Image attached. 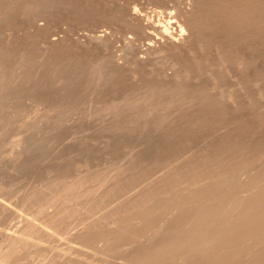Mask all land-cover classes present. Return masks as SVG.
I'll return each instance as SVG.
<instances>
[{
    "label": "bare ground",
    "instance_id": "1",
    "mask_svg": "<svg viewBox=\"0 0 264 264\" xmlns=\"http://www.w3.org/2000/svg\"><path fill=\"white\" fill-rule=\"evenodd\" d=\"M54 1L51 2V3H54ZM45 4H47V0H18V1H16L15 5L13 3V5H14L13 9L17 10L18 12L19 11L23 12V10L24 11L25 10H28V11L30 10L31 11L33 8L34 9H35V7L40 8V6H42V5L44 6ZM5 6H7L5 0H0V9L2 7H5ZM184 6H183L184 9L181 8V11L178 14V19H177L176 22L172 18V15L169 14V13H166V15H164L163 13H159L157 16L155 15L156 16L155 17L153 15L152 16L148 15L147 12H146V14H144L141 11L135 10L134 11V15L132 14L133 16H132L131 21L133 20L132 21L133 23H135V22L138 23V25L140 27L143 26L142 28H144V29H146V28L152 29V31L150 30V32H148L149 34L147 33L149 36H148V42L146 43V46L144 48L145 53L162 52L164 54H168L169 57H170V64H171L172 72L170 73V76H169L168 79H163L162 81H160V80L159 81H151L150 79H149L150 81L143 80L141 83H143L144 85L142 84L139 87H136V88L134 87V89L132 88L133 90L132 89L129 90V91H131L130 93H126V95L124 96V97H126V101H125V104H123V106L125 105V107H127L129 109L130 108L134 109V110L136 109V111H135L136 114L132 111L135 114V116L140 118V120L147 118L146 122H149V121L156 122V121H158L160 119H163L164 115H166L165 114L166 111H168V113L170 112L172 114L173 111H171V110L169 111V108H172V109L176 108L178 112L179 111L181 112V113L180 112L177 113L178 116H177V114L175 115L176 112L175 113L173 112V115L177 116L176 117L177 119L179 118L176 121V123L174 121V124L170 122V124L168 125V121L165 120V119L164 120L166 122L164 120H160L162 122L164 121V124L163 123H159L161 125V129L163 128V130H164V127H162V125L164 126L165 123H167L166 126L168 125L169 127L171 126V124H173V125L177 124V127L175 126L176 128L173 127L175 129L171 130V128L168 127L169 130H171V131H169V133L167 134V137L175 138L177 140L176 143H181L182 141L184 142L185 140L190 141L192 139L193 134L195 132L200 133L199 132L200 128L203 127L204 124L206 126V125H208L209 122H212V121L214 122V125L216 123V126H217V123H223L226 126L231 123L230 125H228V127H229V126L232 125L233 121L238 120V121H240L243 124L242 128L239 129L238 132H236V130L238 128L235 129V127H234L233 130H235V131H229L228 133L224 132L225 134L223 133L222 137H220V138H218L216 140H209L208 139L209 141H207V143L205 142L207 139L204 140L205 144L203 143L202 146L196 147L195 148L196 152L192 151V152H190L188 154V156L185 155V156H187L185 158V161L182 160L180 162V160L178 161V159L181 156L185 157L184 154L188 153L190 151V148L192 150L193 147L192 146L190 148L188 147L189 148L188 152H186L187 151L186 150V151H181V152H183V153L180 152L181 154L177 153L179 155L177 156V158H174V161L175 162L177 161L176 163L180 162V164H178L179 166L177 168L178 169L177 171H179L180 169L183 168V171L181 172L183 175H181V173H179L180 174L179 175L178 172H176L175 176H179V177L181 176L182 177L181 179H184V178L188 179V180H184V181H187L188 184H186L184 186L181 185L182 187H181L180 190H178L176 188L177 189L176 192L169 193L167 191L170 187H172L171 184L173 185V181L172 182L170 181V184H168V185L166 184V185H163V186L160 183H158L159 182L158 180H161V179L163 180V178H165V176H168L170 173L168 171L169 174L167 175V173L165 171H163V174H159V175L155 174L154 171L159 169L157 166H160L162 163H166L167 162L166 161V162H162L161 163V162H159L160 161L159 159H156L155 161L159 160L158 161L159 165H158L157 162H156L157 166L155 165L154 162L153 163L158 169L154 167L155 170L153 169L152 173H150V171H149V175L147 173L146 174L143 173V175L141 174L142 176H146L147 175L146 179H144V180L141 179L145 183V186L146 185L147 186L148 185L149 186L152 185V186L150 188H148L147 190H144L143 188H141L143 192L139 191V193H138V191H137L138 195L135 196L134 198H132L131 200H129V203H126V204L123 205V202H121L119 200L120 203H122V204L121 205H117V207H121L122 208V206H123V208L125 210L123 208L122 209L126 213L125 215L128 218L127 217L125 218L124 217L125 215H123L124 212H122V209L118 208L122 212L121 217H120V215H118L119 213L117 214V210L118 209L115 208L116 210L112 209L111 212L106 213L105 215L102 214L103 216L100 215L101 217H100V219H98V220H100V222H97V220H92V221H90V220L88 221L87 220V221H85L82 218V220L80 219L81 221L78 223L77 220H76L77 222H75V220H72V217L77 216V214L75 213V216H72V212H71V217H70V215H69V217L71 219V222L74 221V223H75L74 224V223H69L70 221L68 220V217H67L68 214L66 216L67 218L64 217L65 219L64 220L62 219L61 215L65 212V210H64V212H62L61 215L59 214L60 218L62 219V220H60L61 222L57 223V220H59V219H57V217H59L58 214L54 213V211L52 209L51 210H52L54 216H52L53 214L52 215H50V214L48 215L47 214V213H52L50 208H49V207H51L50 205L53 204V202L54 203L56 201L58 202V200H59L58 203L60 204V200H62L61 204H60L61 207L62 206H64V207L65 206L66 207L72 206L73 207V205H71L72 203L70 202L71 199H69L70 198L69 194H71V195L74 194V195L80 197L81 195H83L82 192L86 190L85 187H87V185H89V184H85L86 186L84 185V188H82L84 182H83V184L81 182L80 183L81 185L80 184H78V185H80L79 187L82 188V192H81V189L78 188L77 190H79V189L80 190L77 191V192L74 191L76 194L74 192L72 194L71 192L76 187V181L75 182L72 181L70 183L64 184V183H66L65 181L70 178L69 177L70 175H67L68 177H64L66 179L65 180L64 178L62 179V177H63L62 175H64V174H62L63 172L62 173L60 172V170H59L60 167H58L59 168L58 170H59V172L62 175L58 172V170H56L58 173L55 170H53V172L55 171L57 174L60 175V178L64 181L63 182L62 180H60L61 182H63L62 183L63 185L60 188L58 187L57 191H56L57 188L55 186H51V187H53V189L55 188V191L51 188L50 194L52 196L50 194H47L48 196H46V194H44V193H46V192L49 193L48 189H50V186H48L49 188L46 187V185H48V184H47V182L45 183V180H44L43 181L45 183V185L43 184L44 187L41 184L39 188H40V190H42L41 187H43V189L45 188L44 191L45 190H47V191H45V192L44 191H40V194L36 195V197L37 196L39 197V196H41V193L44 192L43 194L46 197H44V195L41 196L42 199H39V200H41V202H42V200L44 198L48 199L47 197L51 196V199L46 202V203H51L50 205H48V204L46 205V203H45L44 206H43V203L42 204L38 203L39 201L36 199L38 202L36 200L35 201L39 204V206H38L37 204L31 202L32 201V199H31L32 198V193H29V189H28V192L26 194L27 195H28V193L31 194V195H28L29 202L32 203V204L29 203L31 205V206L29 205L31 207V209L33 207L36 208L35 209L36 211H32V212H35L33 214L38 213L37 212L39 210L38 207H40V205H42L43 207H40V209L42 208L44 210V211L43 210L42 211H43V213L45 212L44 213L45 215H48L49 217H52V218L55 217L57 219L56 220L54 218L56 221H55V223L52 222L53 223L52 224V223L49 222V218H47V216L45 218L48 219V220L44 219L43 216L42 217H43L44 220L43 219L39 220V218H38L39 215H37V218H38L39 222L41 221L40 223L42 224V228L46 225L45 223H47V221L50 224L49 225L47 223V225H49L50 227L47 226V225L45 226L48 229L43 228L44 234L45 233L47 234V235H45V237H46L45 242H46L47 239L50 238V235L48 233H55V232L58 231L57 228H56L57 225H60V224L63 225L62 221H64L65 225H66V223L69 221L68 222V226L66 225L67 226L66 227V232L70 235V237L68 238L69 240L66 243L68 244V242H69L70 244L68 245V247H67V245L65 247H59L58 246L59 245V242H58L59 239L57 237L59 235H56L57 233H55L54 236L58 240L52 235L51 238H55V239H53V240L49 239V241L52 240L50 243H53V242L58 243L57 246L54 244L56 246V248H53L55 246H53L52 244L50 245V247L53 246L52 247L53 250L51 252L53 253V251H55L56 254L54 253L55 255L53 254L54 256H52L51 258L50 257L47 258L46 256H45V258H41L43 256L40 257L39 254H37L39 256V258L42 259V261H41V259L39 260L38 258H36L38 256H36V254H35V256H33V258L35 257L36 259H38V261H35L37 264H38V262L40 264H241L242 261L244 260V258H242L243 260L242 259L239 260V258H241V256L243 254L247 253V251L252 252V250L256 248L255 245L257 246L258 243L260 242V241H258V234H257V231H256V227L254 225H255V223L257 221L261 220L264 217V201H259L260 200L259 196L257 197L256 200L254 199V197L257 196L260 193L255 194V196L253 197V195H254L253 187L257 186L258 191H259V190H261L260 189L261 188V184L264 185V141L260 140L258 142L256 140L257 138H260V137H257V138L254 137V139L256 138L255 139L256 141L251 139V138H249V135H250L249 132L254 131L253 133H256L257 132L256 128H258V127L260 128L262 125L264 126V113H263L264 111L263 112L261 111L262 115H259L260 113L258 112V109L256 108V106L258 105L259 101L256 103V101H254V99H251V98H253V96L251 98L249 96H248L249 98H246L247 94L245 95V93H244V96H246L245 98L247 100L249 99L247 101V103L248 102L251 103L252 102L251 100H253L254 101V103H252L253 107H254L253 110L256 109L257 112H258V117L255 116L256 118L254 117L255 113H253L254 115L252 117V121L250 120L251 118H249V119L246 118L245 119V116L243 115V114L246 113L245 111H244L245 113H243V114H242L243 111L241 113L237 112L238 109H239V112H240L241 109L245 108V104L242 105L240 103V100L237 98V97L240 96V94H238L239 96L238 95L234 96V94H232L231 92H227L226 90L225 91L220 90V89H222L224 87L223 85H225V82H224V84H223V82L221 83V81H223V80L220 79V78H217V77H220V75L218 76L217 73H216L217 77L215 76V74H212L216 78H214V76H213V78L211 79L212 82H209L207 84L200 82L201 84H199V85L196 84L195 86H193L194 81H195L194 79H197V78L193 77V78H191L189 80H188V78L192 77V73L194 72L195 69H201V68H204L206 66H209V67L211 66L210 68H212V69H208L207 72L209 71L211 73H214V71L216 70V67H218V66L221 67L220 65H222V67H223V64L227 63L228 61H230V58L234 54H237L239 51H240V53H238V54L243 53L242 50L239 49L240 47L238 49L236 48L237 51L235 49V51L237 53H235V51H233L234 54L231 53L230 49L232 50V48H233L232 45L228 46L229 44L228 45L225 44L224 41H219V38L220 39L221 38L225 39L228 36H229V38H231L230 34L234 35L233 33H236L235 35H236L237 39H234L235 37L234 38L232 37L233 38L232 41H235L237 43L236 40H238V37L240 36V35L237 36L239 33L240 34H241V32L246 33V31L247 32H251V35L250 34H247V35H250V37H252V33L264 28L263 27L264 26V0H191L190 2H188L186 7H184ZM133 7H135V6H133ZM44 9H46V8H44ZM127 9H128V7H127ZM127 11H129V10H127ZM39 12L40 11H38V13ZM22 14H24V13H22ZM136 28H138V27H136ZM225 33H230V34H228L225 37L224 36ZM217 34L218 35L219 34L223 35L224 37L223 36L218 37ZM258 35H261V34H258ZM257 37H261V36H257ZM97 38L102 40L103 39V35L100 34V35L97 36ZM255 39H256V36H255ZM55 41H56V39H55ZM240 42H241V40H240ZM240 42H238V43H240ZM243 42L246 43L248 41H243ZM243 42L240 43V45L243 44ZM256 42L258 43V41H256ZM262 42H264V41H262ZM262 42H260V43H262ZM260 43H258V44H260ZM54 45H55V43L53 41H50L48 43V46L46 47V51H48V52H44L43 53V59L40 60V65L42 67L51 68V69H53V73H55V72H59V71H62V70H67V67H69L68 65H70L71 63H73V65H79V61L77 62V60H79L78 57H74L76 61H71V60L69 61L70 58H67V59L65 58L64 60H62L61 56H58L56 54V51L54 49V47H55ZM263 47H264V45H263ZM214 48H215V50H217V51H215V53H216L218 58H215V54H213L214 52L212 50ZM254 50L256 51V49H254ZM261 51H262V49H261ZM241 55H242V57L244 56V59L246 58L245 57L246 56L245 53H244V55L243 54H241ZM263 57H264V55H263ZM96 59H94V60H96ZM237 59L238 60L234 59L235 61L233 60L232 62L230 61V64L232 63L231 65H233V62H235V64L237 62L236 65H240V64H242L244 62L243 58H242L243 62L240 61V63L238 62L239 58H237ZM248 59H249V61L253 60V59H251V55H250V57H248ZM90 60H93V59L90 58L88 61H90ZM94 60H93V63L91 64L93 66L91 70L94 69L93 71H94V73L96 75V79H95V76L93 77V75H92V77L96 80V84H99V83L105 82V81H108V82L110 81L111 82V80H112L111 77H114V74H112V72L105 73V70H104V67H103V62H101L102 59L100 61H98V62H96ZM88 61L87 62L85 61L86 62L85 64H87ZM94 62H96V64H94ZM81 63L82 62L80 61V64ZM90 63H88V64H90ZM244 63H248V62L245 61ZM18 64H24L23 68H25V69H23L22 67L21 68L18 67V69L25 70L24 74L20 73V71H18V70L17 71H18L19 74H22L21 76H23L24 79L22 77L21 78L23 79L24 83L26 84L25 80L26 79H29V80L31 79V78H27L25 76H28V75L30 76L29 72L32 70V67L35 64L34 57L31 56L27 52H21V53L17 54L15 52V48H14V50H12V49L8 50V49H6L5 47H3L0 44V107L6 106L7 105L6 103L8 101H11V98L13 96L14 97L16 95L19 96L18 94L20 92L21 93H23V91L26 92L28 97H29L30 94H28L27 91H30L32 93V86H33L32 83H29V85L31 84L32 86L31 85L30 86L29 85L28 86L27 85H23L24 83H22V84L20 83L21 80H22L20 78V82H18L20 84H18L16 86L15 84L17 83V81H16L15 84L13 82L14 80H16V77H15V79L11 78V77L14 76L13 72L14 73L17 72V71H14V67L16 66V68H17ZM248 64H249V66H251L250 62ZM248 64H246V65H248ZM224 65H227V64H224ZM236 65H233V66H236ZM80 66H82V65H80ZM86 66H88V65H86ZM86 66L84 65V67L83 68L81 67V68L85 69ZM227 66H225V69H226ZM70 67H72V66H70ZM222 67H221V69H223ZM90 68H91V66H90ZM90 68H88V69H90ZM72 69H76V67L74 66ZM213 69H215V70H213ZM235 69L236 68H233V70H235ZM249 69H250L249 71L251 72L253 68L251 69V67H250ZM246 70H248V69L246 68ZM73 71H75V70H71V72H73ZM78 71H79V69H78ZM82 71H83V73L86 72V70L85 71L82 70ZM198 71L199 70H197V72H195V73H197V74L200 73ZM255 71H257V68H255ZM255 71H252V73L255 72ZM262 71L260 70L261 73H263ZM43 72H45V71H43ZM238 72H240V71H238ZM78 73H75V74L80 75ZM237 73H235L236 76L234 74L235 78L238 77ZM197 74H195V75H197ZM238 74L240 75V73H238ZM250 74L251 73H248V75H250ZM254 74L255 73H253V75ZM63 75L64 74H62L61 76L63 77ZM16 76H17V79H18V77L20 75L18 76V74H17ZM32 76L33 75H31V77ZM70 76L72 77V75H69V77ZM86 76H88V75L86 74ZM197 76L199 78L200 75L198 74ZM62 77L60 79V80H62L61 82L59 81L58 77H56V79L60 82V84L65 80L64 79L65 77L63 78L64 80L62 79ZM242 77H244V76L242 75L241 77H238L239 79L238 78H236V79L240 80V78H242ZM250 77H258V76L254 75V76H250ZM66 78H68V77H66ZM118 78L119 77H117V81H118ZM141 78H142V76H141ZM235 78H233V79L235 80ZM213 79H215V80L213 81ZM249 79L251 80V78H249ZM69 80L70 79H68V81ZM186 80H188V81L191 80L192 81V84H191L192 86L187 85L186 84ZM203 80H206V79H203ZM203 80L201 79V81H203ZM234 80H233V85L236 84L234 82ZM238 80H237V82H239ZM257 80H259V78ZM18 81H19V79H18ZM70 81L73 82V79L71 78ZM117 81L115 83H117ZM225 81H226V79H225ZM64 83L66 85L70 84V82L66 83L65 81H64ZM64 83H62V84H64ZM94 83H95V81H94ZM139 83H140V81H139ZM240 83H241V85L239 83L236 84L237 87L241 86V88H243V89H245L247 87L245 82H244V80H243V78L241 79ZM236 85L232 89H234L236 87ZM33 87H35V86H33ZM63 87H64V85H63ZM237 87H236V90H237ZM117 88H118V86H117ZM35 89H37V87ZM114 89H112V91ZM215 89L217 90V92H218V90L221 91V92L216 93L218 96L214 95L215 94V91H214ZM251 89H253V88H251ZM25 90H27V91H25ZM65 90H67V89L65 88ZM121 90H122V88H121ZM36 91L35 90L33 91V92H35V95H34V93H33V95H31V96L34 97V98H32V101L36 100L38 102V103L34 102L36 105H38V104L42 105V104H47L48 103L47 105H43V106H47L46 109L49 106L50 107H54V106L60 105L59 103H56V102H54L55 104H52L50 101L47 100L48 99V98H46L47 96L44 97L41 93H37ZM112 91H111V93H112ZM114 91L113 92L115 94L118 93L116 90H114ZM212 91L214 92V94L212 93ZM242 91H245V90H242ZM246 92H248V95L251 94V92H249L247 90H246ZM258 92H259V89H258ZM111 93H110V95H112L114 97L115 94L114 93L111 94ZM260 94L261 95L264 94V89L262 91L260 90ZM22 95H23V97H22ZM24 95L25 94H21L20 95L23 98V101L25 100L24 99V97H25ZM97 96L99 97L98 93H97ZM220 96H222L221 97L222 99H220V98L218 99L217 98V97H220ZM223 96L227 97L228 101L226 100V102H229L230 101L229 99H231V98H233V99L237 98V101L239 100V105H237L238 103L235 100V102L237 103V104L235 103L237 105V106L235 105V107L237 108V111L234 110L236 108H234V104H232L233 103L232 101H234V100L231 101L232 103L230 102L232 105L229 103L231 107L230 106L227 107L228 104L225 105V102H223ZM117 98L118 97L116 95V97H114V99L117 100ZM256 98H258V97H256ZM12 100H14V99H12ZM20 100H21V98H20ZM115 100H112V101L110 100V103H108V104H110L109 106H115L116 105L115 107L119 109V107L117 106L119 103L115 102ZM18 101H19V99H18ZM18 101L14 100L15 103L18 102ZM23 101L21 103L23 105L26 104ZM244 101H246V100H244ZM260 101H263V99H260ZM11 102H13V101H11ZM63 103H65V102H63ZM263 103L264 102H262L261 104H263ZM10 104H8V105H10ZM18 104H19V106H17V109L18 110H22L23 109L22 108L23 107L22 104H21V106H20V103H18ZM90 104H91V102H90ZM95 104H97L96 101H95ZM8 105L6 106L7 108H8ZM14 105H16V104H14ZM27 105L29 107L31 106V104L29 105L28 103H27ZM63 105L64 104H62V106ZM263 105L261 107L259 106L260 108L259 107L258 108L261 109L263 107ZM28 106H26V107H28ZM43 106H41V107H43ZM100 106H101V104H100ZM194 106L196 107L197 110L194 109ZM191 107H193V109L195 110V111L193 110V112H195V113H193V114L192 113L191 114L184 113V109L185 108H187L190 111L189 108H191ZM229 107L230 108L233 107V110H234L233 114H235V111H236V113H238L237 114L239 116V117H237L238 119L237 118L234 119L232 117L231 118L229 117L230 114H231L230 112H232L231 109H227ZM31 108H33V107H31ZM35 108H36V106H35ZM38 108H40V106L39 107L37 106V109ZM72 108H73V106H72ZM102 108H104V107L102 106ZM251 108H252V106H251ZM1 109L6 113V115L9 114V112L10 113L12 112V111H9V108H8V113L6 112L7 110L5 111L4 108H1ZM33 109H31V110H33ZM245 109H247V108H245ZM55 110L57 111V109H55ZM246 111H248V110H246ZM4 112H3V116H1L0 118L4 117L3 120H5V121H0V122H2V123L5 122L3 124H8L9 125L8 121H10V117L11 116H9V120H7V123H6V119H5L6 116H4V114H5ZM21 112H23V111H21ZM112 112H113V110H112ZM125 112L123 114H125ZM1 113H2V111H1ZM41 113H43V112H41ZM128 113H129V115L132 114L130 112H128ZM170 113L167 114V117H168V115H170ZM188 113H190V112H188ZM13 114H11V115H13ZM17 114L19 115L20 112H17ZM29 114H30V112H29ZM15 115H13V116H15ZM32 115H33V113H32ZM48 115H49V113H48ZM116 115H117V112H116ZM247 115H249V114L247 113ZM126 116H128V114ZM241 116H244V119H242L243 117L240 118ZM16 117H17V115H16ZM165 118H166V116H165ZM168 118H170V117H168ZM172 118H174V117H172ZM172 118H170V119H172ZM11 119H13V118H11ZM134 120L132 118L133 123H135ZM138 121H139V119H138ZM2 123H0V125ZM236 123H238V122H236ZM241 123H240V125H241ZM157 124L158 123H156V126H157ZM11 125H12V123H11ZM19 125H20V123H19ZM139 125H142V127L146 125L145 127H148L147 124H143V123H141ZM214 125H213V127H214ZM1 126L4 127V125H1ZM166 126H165V129L167 128ZM6 127L8 128L9 126L6 125ZM158 127H160V126H158ZM219 128L222 129L221 127H219ZM148 129H152V128L148 127ZM216 129H217V127H216ZM220 129H219V131H220ZM229 129H231V127ZM124 131H126V130H124ZM133 131H134V129H133ZM133 131L130 129V132H133ZM155 131L157 133L159 132L157 130H155ZM160 131H162V130H160ZM207 131H209V130H207ZM211 131L217 133L216 130L215 131L211 130ZM227 131H228V129H227ZM130 132L128 130V132H126V133H130ZM142 132H144V131H142ZM149 133L150 132H148V134ZM253 133H251V134H253ZM257 133H259V132H257ZM144 134H143V136H144ZM150 134H153V133H150ZM161 134L165 136L164 133L161 132ZM209 134H210V132H209ZM146 135H147V133H146ZM260 135L262 136V134H259V136ZM1 136H2V134H1ZM1 136H0V138H1ZM147 136H149V135H147ZM155 136L157 137L158 135H155ZM196 136L198 137V135H196ZM203 136H206V135H203ZM137 137H138V135H137ZM155 138H153V139H155ZM146 139H143V140H146ZM160 139L163 140V138H160ZM263 139H264V136H263L262 140ZM19 140L20 139L15 140L14 143L15 142L16 143L19 142ZM22 140H20V141L22 142ZM196 141H198V140H196ZM157 142H158V140H157ZM157 142H155V144H153L152 146L155 147ZM161 142H159L160 146H158L159 143L156 145L158 147V148L156 147V149H159V151L162 150V154H160V155H165L168 158V156L169 155L171 156L173 154V152L171 153L169 151L168 152H165V151L170 149L172 143H170V141H168V140H166V143L164 142L163 144H161ZM25 143H27V142H25ZM147 143H149V142H147ZM23 144H24V142H23ZM186 144H189V142H187ZM16 145H14L16 150L21 149L22 146H23L22 144H19V145L16 144ZM20 145H22V146L20 147ZM150 145H149L148 148H151ZM161 145H162V147H161ZM196 145H197V142H196ZM144 146H145V144H144ZM140 147H138V149ZM166 147L168 149H166ZM186 147H187V145H186ZM26 148H28V147H26ZM185 148H183V149H185ZM130 149H132V148H130ZM130 149H128V151H130ZM22 150H26V149L24 148ZM132 150H134V149H132ZM142 150H144V149H142ZM142 150L139 149L138 151L140 152ZM146 150H148V149H146ZM149 150L152 151V149H149ZM27 151H29V149H27L26 152ZM19 152H22V151L19 150ZM134 152H135V150L133 151V153ZM176 152L177 151H175V153ZM22 153H25V152L23 151ZM167 153H168V156H167ZM129 154L130 153H127L126 156H128ZM151 156L153 158L154 155L151 154ZM156 156H158V155H156ZM62 157H63V155H62ZM129 157L131 158V162H132L133 161L132 160V155H130ZM135 157H137L136 159H138V156L135 155ZM135 157L133 159H135ZM56 158L58 159V157H56ZM163 159H165V158H163ZM19 160H14V161L19 162ZM82 160H83V157H82ZM14 161H13V163H14ZM134 161L136 163H138L137 162L138 160L137 161L134 160ZM140 161H141V158H140ZM144 161H146V159L143 160V162ZM21 162H22V160H21ZM21 162H19V163H21ZM79 162H77V163H79ZM85 162L89 163L88 160L85 161ZM85 162H82L83 165H84ZM146 162H148V161H146ZM82 163H80V164H82ZM99 163H102V162H99ZM109 163H111V162H109ZM89 164L87 166H90ZM133 164H135V163H133ZM150 164H152V163H150ZM167 164L169 165V163H167ZM26 165H28V164L26 163ZM83 165H82V167H83ZM139 165L141 166L142 163H139L137 166H139ZM163 165L165 166L166 164H163ZM172 165H174V164H172ZM21 166L22 165H19V167H21ZM79 166H81V165H79ZM112 166H114V164ZM124 166H126V165H124ZM135 166L136 165H134L133 167L135 168ZM85 167H86V163L84 165V168ZM117 167L114 170L112 169L113 170L112 171L113 175L111 177L115 176V177L118 178V175H119V177L121 176L120 174H118L119 173L118 171L120 170V168L118 169ZM146 167H148V166H146ZM170 167H172V169L174 168V166H170ZM78 168H80V167H78ZM106 168L107 167H104L102 169H104L106 172H108V168L107 169ZM111 168H113V167H111ZM148 168H150V167H148ZM151 168H153V167L151 166ZM184 168L188 169V170L185 169V170L188 171L187 173H185L186 171L184 172ZM13 169H15L14 165H13ZM48 169H50V168H48ZM53 169H55V168H53ZM56 169H57V167H56ZM66 169L69 170V168H66ZM86 169H88V168H85L84 170L86 171ZM102 169L99 170V171H101V173H102ZM116 169L118 170L117 171V176H116V174L114 175V173L116 172L115 171ZM121 169H122V167H121ZM141 169H142V171H144V168H142V166H141ZM75 170L79 171L80 169H78V170L75 169ZM159 170H161V169H159ZM159 170H158V172H159ZM61 171H63V169ZM92 171L93 170H91V172ZM122 171H125L124 168L122 169ZM53 172H52V175L55 176V173L53 174ZM73 172H74V169H73V171L70 172V174L72 173L71 175H73L75 177L74 180H76V178L78 177V174H77V177H76L75 173L73 174ZM88 172H90V171H88ZM112 172H110V173L112 174ZM49 173H51V172H49ZM80 174H82V173H80ZM106 174H109V173H106ZM123 174L126 175L124 172H123ZM123 174H122L121 178L122 177L124 178ZM83 175H81V176H83ZM89 175L87 176L85 174V176H83V178L86 177V176L89 177ZM154 175H157V176H154ZM50 176H51V174H50ZM81 176H80V178H81ZM99 176H103V174L99 175ZM74 177L71 176L72 179ZM91 177H90V182L91 181L92 182L93 181H97L96 178H93L95 180H93V179L91 180ZM93 177H97V175H94ZM172 177L173 176H171V178ZM46 178H47V176H46ZM50 178L52 179L53 176H51ZM125 178H127V176ZM129 178H127V179H129ZM57 179L59 180V177H57L55 180H57ZM87 179H89V178H87ZM105 179H107V178H105ZM105 179L99 180V182L100 181H104ZM133 179L131 178V180H133ZM179 179L180 178H178V180ZM181 179H180V181H181ZM50 180H49V183L51 182ZM78 180H79V177H78ZM108 180H109L108 182L111 181L109 178H108ZM165 180H163V181H165ZM178 180H176V181H178ZM188 181L190 182V184H189ZM54 182H52V185H53ZM108 182H104L105 184L101 183L102 185L100 183L99 184L102 186L103 190L106 188V191H108L107 194L105 192V195H107V197L108 196L111 197V194L113 193L114 190H112V188L110 190L107 188L108 186L106 185V183L108 185L110 184ZM154 182H157V184H154ZM161 183L165 184L166 182H161ZM114 184L115 183H113V185ZM128 184H129V181L128 180H126V181L124 180V181H122L120 183L115 184L114 188L117 189V188L121 187V189H123ZM159 184L162 186L160 189L157 188V187L160 186ZM178 184H177V186H178ZM50 185H51V183H50ZM55 185H56V183H55ZM78 185H77V187H78ZM103 185H104V187L105 186H107V187L104 188ZM113 185H111V186H113ZM36 186L38 188L39 185H36ZM56 186H58V185H56ZM33 187H34V189L36 188L35 186H33ZM93 187H94V185H93ZM133 187L134 186H132L131 188H132L133 191H135L136 189H133ZM179 187L180 186H178V188ZM131 188L128 187V190H131ZM134 188H137V187L135 186ZM173 188H174V191H175V187H173ZM89 189H91V188L89 187ZM89 189H88V191L87 190L85 191L86 195L89 193V196H87V197L91 196L90 192H89ZM138 189H140V188H137V190ZM262 189H264L263 186H262ZM75 190H76V188H75ZM123 190H125V189H123ZM36 191H38V190L35 189V192ZM92 192H95V188H93ZM129 192H131V191H129ZM77 193H78V195H77ZM79 194H81V195H79ZM115 194H117V193L115 192ZM125 194H127V193H125ZM27 195H23V193H22L23 198H24V196L27 197ZM34 195H33V198H34ZM101 195H104V193L102 192ZM243 195L246 196V199H243V197H244ZM76 196L74 197V199H76V198L78 199V197H76ZM85 196H83V199H85L84 198ZM113 196L114 197L116 196V199H117V195H113ZM26 197L24 199H25L26 202H28L26 200L27 199ZM241 197H242V199H241ZM248 197H250V199H251L250 201L248 200L249 199ZM103 198L106 199V197H103ZM111 198L108 199L107 203L110 202ZM24 199H23V201H24ZM68 199H69V202H70V203L68 202L69 205L67 206V203L65 205H62L63 204L62 203L63 200H65V201L67 200L68 201ZM87 199H85V200L88 201ZM118 199H120V198H118ZM5 200H8V199H5ZM85 200H82L81 202L79 200V202L80 203H82V202L84 203ZM100 200H102V199H100ZM21 201H22V199H21ZM73 201L74 200H72V202ZM104 201L105 200H103L102 204L106 202V201L105 202ZM256 201H259V202H256ZM75 202H73V203H75ZM90 202H91V205L93 206V204H92L93 199H91ZM90 202H89V204H90ZM22 203L24 204L25 202H22ZM58 203H56V205ZM21 204H20L21 208H23V207L26 208L27 207L26 209H28V203L26 204L27 206H24L22 204L23 207L21 206ZM33 204H35V206ZM84 204H86V203H84ZM100 204H101V202H100ZM5 205H7V204H5ZM5 205L2 203V201H0V206L2 207V208L0 207L1 211H2L3 208H4V210H6L5 207L7 209L10 208V207L5 206ZM53 205H55V204H53ZM76 205L81 206V207L76 206V208L78 207V208H82L83 209V204L80 205L78 203ZM114 205H115V203H114ZM57 206L56 207H54V206L52 207V208H55L54 209L55 212L57 211L56 210ZM61 207H60L59 211H61V209H62ZM64 207H63V209H64ZM97 207H98V205L96 206V208ZM21 208H19V209L21 210ZM37 208H38V210H37ZM48 208H49V210H48L49 212L46 213L45 210H47ZM76 208L74 209L75 211L73 210V212L77 211ZM90 208H91L92 211L91 210H87V212H85V213L86 214L88 213V215L93 213V215H94L95 211L93 212L92 207H90ZM98 209L99 208H97L95 210L97 211ZM4 210H3L4 213L9 211V210L8 211L7 210L4 211ZM10 210H12V208ZM15 210H13L14 211L13 214L15 213ZM20 210H18V211L20 212ZM126 210L128 211V214H127ZM39 211H41V210H39ZM68 211L65 212V213H68ZM83 211H86V210L83 209ZM89 211L92 212V213H89ZM99 211H100V209H99ZM78 212H80V210H78ZM11 213L12 212L9 211L7 214H11ZM31 213H30V215H31ZM40 213L43 214L42 212H40ZM58 213H61V212H58ZM65 213H64V216H65ZM13 214H11V216ZM33 214L31 215L32 217H30V219H29V216L26 217L27 216V214H26L25 215L26 219L28 218V220L31 221V218L34 217ZM98 214H99V212H98ZM16 215H18V214L16 213L13 216H16ZM122 215H123L124 218L122 217ZM19 216L21 217L20 213H19ZM237 216H239L244 222L251 221L250 224H244V225H241L238 229H235L234 227H236L238 225ZM25 217L22 216L21 219L24 220L23 218H25ZM42 217H40V218H42ZM19 218L16 219V217H15V219L17 221L20 220ZM52 218H50V219L53 221ZM77 218L79 219L81 217H77ZM66 219L68 220L67 222H66ZM75 219H76V217H75ZM221 219L228 220L230 222L228 230L229 231L232 230V233H229L228 235H225L224 237L219 238L220 234H217V233H213L212 234L211 231H219L218 229H222V227H220V228L217 227L218 229H214V227L217 226L218 222ZM38 220L36 219L37 222H38ZM134 220H137V221L139 220L138 221L139 224L138 225L137 224L136 225L132 224V222H134ZM29 221L28 222L25 221L26 225H28V226L25 225L27 228L30 227V224H31ZM25 222H24V224H25ZM31 222L34 223L33 219H32ZM19 223H20V221H19ZM22 223H23V221H22ZM27 223H30V224H27ZM34 224H36V223H34ZM55 224H56V226H55ZM51 225H53V226H51ZM62 225H60V226H61L62 231H63L64 228H63ZM37 226H38V224H37ZM59 227H58V229H59ZM33 228L34 229L36 228L35 225H34V227L32 226V228L30 227V230L31 229L34 230ZM42 228L40 227L39 229H42ZM39 229L37 228L36 230H34V232L32 231L33 233H35L38 230L37 234L36 233L32 234L29 229H26V231L29 230V232H30L29 233L27 231V234H24V233L23 234L22 233L19 234L18 232H17L18 234L17 233L16 234H13V233L10 234V237H8V239H9L8 241H11V242L9 244L8 249L2 250L3 252L0 251L1 252L0 254L3 253L2 256L0 257V264H9L6 261L7 259L6 258L4 259V256H9L12 253L15 254V253H17L19 251L18 249L26 248L27 245H29V247L32 248L31 246H33L34 244H35V247H36L37 243L40 242V239L42 240V238H43V237H40L41 235L43 236V233L41 234V232H40V234H41L40 235L39 234ZM49 229H51V230H49ZM23 230H25L24 226H23ZM26 231H23V232H26ZM38 234H39V236H38ZM208 235H210V236L208 237ZM3 238H4V236H3ZM42 242H40L41 245L44 243V242L43 243ZM62 242L60 241L61 245H63ZM64 242H65V240H64ZM228 242L233 244V245H236L235 248L234 247H228L227 248L228 251L224 252V254H222L220 256L215 255L217 247L224 249V247H226L224 245L227 244ZM50 243L48 242V245ZM16 244H18V245H16ZM5 245L7 246V244H5ZM5 245H4L3 248H5ZM41 245H40V247H41L40 250H42V247H43ZM13 246H14V248H18L17 249L18 251L15 250V249H14L15 250L14 251L12 249ZM16 246H18V247H16ZM48 248H49V246H48ZM230 249H233V250H230ZM25 251H26L25 252V254H26L28 250L25 249ZM32 251H35V249L32 250ZM99 252L105 253V255H110L112 258L111 257L110 258L109 257L105 258V256H103L102 253L99 254ZM20 253L21 252H19V254ZM45 253H42V255L45 254ZM52 253H51V255H52ZM21 254L24 255L23 252ZM258 254L257 255L259 257L256 256L257 259H255L254 262H251L252 261L251 260L250 263L248 262V264H261V262L264 261V245H263L262 251H260ZM239 255H241V256H239ZM19 256H17L18 260H19V263H17V264H20V261H21V263L25 262L26 261L25 258L28 257V255H27V257L24 255L25 258L21 257V256L19 257ZM13 257L16 258L15 256H13ZM100 257H102V258H100ZM243 257H244V255H243ZM7 258H9V257H7ZM14 258H12V259H14ZM20 258L21 259L22 258L25 259V261L23 259L21 260ZM35 258L33 259V261L30 260L31 264H33ZM27 259L29 261V258H27ZM28 261L25 262V263H28ZM239 261H241V262H239ZM25 263H23V264H25ZM30 263H28V264H30ZM36 263H34V264H36ZM10 264H13V263H10Z\"/></svg>",
    "mask_w": 264,
    "mask_h": 264
},
{
    "label": "rangeland",
    "instance_id": "2",
    "mask_svg": "<svg viewBox=\"0 0 264 264\" xmlns=\"http://www.w3.org/2000/svg\"><path fill=\"white\" fill-rule=\"evenodd\" d=\"M16 1H18V0H5L7 6L2 7L0 9V44L3 47H5L6 49H8V50H11V49L14 50V48H15V52L17 54H19L21 52H27L31 56L34 57V59H35V64L34 65L35 66L33 65V67H32L33 71L31 70L29 72L30 76L29 75L25 76L27 78H31L30 80L29 79L25 80L26 84L23 81V79H24L23 76H21L22 74H24V71H25V70H23V69H25V68H23L24 64H18L17 68H16V66L14 67V71L18 70L22 74H19L18 71L15 72V73L13 72L14 76L12 75L13 77H11V78L15 79V77H16V80L13 81L14 84L17 81V83L15 84L16 86L18 84H20V83L21 84L24 83L23 85H27L28 86L29 83H32V85L35 86V87H33L30 84L32 86V93L30 91L25 90V91L28 92V94H30L29 97L27 96L26 92H24V91H23V93L20 92L21 94H25L24 95L25 96L24 97V99H25L24 101H23V98H22L23 95L21 97L20 96L21 94L19 93L18 94L19 96H17V95L15 96L16 98L14 96L11 98V101H13V102L8 101L9 103L8 102L6 103L7 105L11 103L10 105H8V108H9V111H12L14 114L12 112L11 113L9 112V114L6 115V113L1 109V108H4L5 111L7 110L6 112L8 113V108L6 107L7 105L3 106V107H0V113L2 111V113L0 114V117L3 116V112H4L5 113L4 116H6V118H5L6 119V123H7V120H9V116H11L10 117V121H8L9 125L8 124H3L5 122H3V123L0 122V123H2L1 125H4V127L0 125V136L2 134V136H1L2 139L0 138V201H2V203L4 205L7 204L5 206L10 207L8 209L5 207V209L7 211L8 210L11 211L12 212L11 214H13V212H14L13 210H15L17 208L13 215H15L16 213L18 214L16 216H13V215L11 216V214H7L9 211L6 212V213L3 212L4 208L2 209V211L0 210V212H1L0 213V246H1L0 247V251L1 252H3L2 250L8 249L9 244L11 242V241H8L9 240L8 237H10V234H12V233L16 234L17 232L19 234L20 233L27 234V231L29 232L30 227L32 228V226L34 227V225L36 227L35 229L33 228L34 230H36L37 228L39 229L40 227L42 228V224L40 223L41 221L39 222V220H42L43 217H44V219H46L45 218L46 216H47V218H49V222L50 223H52V222L55 223V221L57 219H59V220H57V223H58V222H61L60 220H62V219L64 220L65 219L64 217H66L67 214H68L67 217H68V220L70 222L67 219H66V222L68 221L69 223H74V221L71 222V219H70L71 212H72V216H75V213L77 214V216H75L76 219H75V217H72V220H75V222L78 221V223H79L82 220V218L85 221H87V220L88 221L89 220L90 221L97 220V222H100V220H98V219H100V217L105 215L106 213L111 212L112 209L116 210L118 208H120V209L123 208V206H122V208L121 207H117V205H121L122 204V203H120V201L123 202V205L126 204V203H129V200H131L132 198L137 196L139 191H142L141 188H143L144 190H147L148 188H150L152 186V185H150V186L146 185L145 186V183L142 180L146 179L147 175L146 176H142V175H143V173H145V174L147 173L149 175V171H150V173H152V170L154 169V167L155 168L158 167L159 169H161V170H159L157 168L159 170V172H158V170L154 169L155 170L154 173L157 174V175L163 174V171H165L167 173V175L169 173L171 174V175L169 174L168 176H165V178H163V180L166 179L165 181H163L162 179L158 180L159 182L157 181L162 186L166 185V184L168 185V184H170V181L171 182L173 181V185L171 184L172 187L169 188L170 190L169 189L167 190L169 193L176 192L177 189L180 190L182 186L188 184L187 181H184V180H188V179H185V178L181 179L182 178L181 176L180 177L179 176H175L176 172H178V174H179V173H181L183 171V168L180 169L179 171H177L178 170L177 168L179 166L178 164H180V162L182 160L185 161V158L188 156V154L190 152H192V151L196 152L195 148L199 147V146H202L203 143L205 144V142L207 143V141H209V140H216V139L222 137L224 132L228 133L229 131H235V130H233L234 127H235V129L238 128L236 130V132H238L239 129L242 128L243 124L240 121H238V120L233 121L232 125L229 126V127H228V125H230L231 123L228 124L227 126L225 124H223V123H217V126H216V123L214 125V122L212 121V122H209L208 125H206V126L204 124V126L201 127L200 130L198 129L200 133L195 132L193 134L194 137L192 136V139L190 141L185 140L184 142L182 141L181 143H176L177 140L175 138L167 137V134L169 133V131H171L172 129H175L177 127V124L173 125L174 121L176 123V121L179 119V118L177 119L176 117L178 116L177 113H179L180 111L178 112L176 108L175 109L169 108V111L171 110L174 113L176 112L175 115L177 114V116H174L173 112H172V114L169 112L170 115L172 117H174V118H172L170 115H168V117L172 118V119H170V118L167 117V114H169V113H168V111H166L165 112L166 115H164V118L160 119V120H164V119L167 120L168 121V125L170 124V122L173 123V124H171V126L173 125L172 127L171 126L169 127L168 125L166 126L167 123H165L164 126L162 125V127H164V130H163V128L161 129V125L159 123H163L164 124L165 120L163 122L160 121V120H158L156 122H152V121L146 122L147 118L140 120V118L135 116L136 109L135 110L131 109V108L129 109V108L125 107V105L123 106V104H125V101H126V97H124L126 95V93H130L131 91H129V90H131L132 88L134 89V87L136 88V87H139L140 85H142L143 83H141V82L143 80H148V81H150V80L151 81H159L160 80V81H162L163 79H168L169 76H170V73L172 72L171 64H170V57H169L168 54H164L162 52L145 53L144 48L146 46V43L148 42V36H149L148 32H150V30L152 31V29H150V28L144 29V28H142L143 26L141 24L140 25L142 27H140L138 25V23H136L135 21H134L135 23H133L132 22L133 20L131 21V19H132V16L134 15V11L138 10V11L143 12L144 14H146V12H147V14L150 15V16H152V15L153 16H155V15L157 16L159 13H163L164 15H166V13H169V14L172 15V18L176 22L177 19H178V14L181 11V8L184 9L183 6L185 4L187 5L188 2H190L191 0H55V1L54 0H47V4L49 3L48 5L47 4H45L44 6L42 5V6H40V8L35 7V9L33 8L31 11L30 10L29 11L28 10H25V11L23 10V12L22 11L18 12L17 10L13 9V6L15 5ZM53 1H54V3H51ZM13 3H14V5H13ZM186 5L184 7H186ZM126 6L128 7V9H127ZM133 6H135V7H133ZM44 8H46L47 10L44 9ZM127 10H129V11H127ZM38 11H40V12L38 13ZM22 13H24V14H22ZM136 27H138V28H136ZM100 34L103 35V39L102 40L97 38V36L100 35ZM228 34H230V33H225L224 36L226 37ZM233 34L234 35L230 34V37L231 38L235 37L234 39H237V37L235 35L236 33H233ZM247 34L251 35V32H247L246 31V33H244V32H241V34L239 33L237 36H239V35L240 36L242 35V36L241 37L239 36L240 38L238 37V40H236L237 43L235 41H232L233 38L231 39V38H229V36L225 38L226 40L223 39V38H221V39L219 38V41H224L225 44H227V45L229 44L228 46L232 45L233 48H232V50L230 49V52L233 53V54H234L233 51H235V49L236 48L238 49L239 47H240L239 49L242 50V52H243L241 54H243V55H244V53L246 54V56H245L246 60H245L244 56L242 57L241 54H238V53H240L239 50H238L239 51L238 53L236 52L237 51V49H236L235 53H237V54H234L235 56L233 54H232L233 56L231 55L232 56L230 58L231 62L234 59L238 60L237 58H239V61H238L239 63H240V61H242L244 59V62L245 61L248 62V63L250 62L251 66H249L248 63H244L243 61H242L243 63L241 62L242 64H240V65H236L237 62H236V64H235V62H233V65H236V66H233V65H231L232 63L230 64V61H228L229 63L228 62L224 63V64H227L228 66L223 64V67H222V65H220L223 69H221V67L218 66V67H216V70L213 69V70H215L214 73H211L209 71L207 72L208 69H212V68H210L211 66L210 67L206 66V67L201 68V69H195L194 72L192 73V77H189L188 80L193 78V77L197 78V79H194L195 81H194L193 86H195L196 84L199 85L201 83H206L207 84L209 82H212L211 79L214 76L212 74H215V76H216V73H217V75L218 76L220 75V77H217V76L216 77L222 79L223 81L220 80L221 83L223 82V84H224V82H225V85H226L225 86V85L222 84L224 87L222 86L223 88L220 89V90H223V91L226 90L227 92H231L232 94H234V96H237L238 94H240V96L238 95L239 97H237V98L240 100V103L242 105L245 104V108H247V109L243 108V109H241L240 112H239V109L237 111V108L235 107V105L237 103H238L237 105H239V100L237 101V98L236 99L231 98V99H229L230 100L229 102H226L227 97L223 96V102H225V105L228 104L227 105V107H228L233 102L232 104H234V108H236L234 110H236L238 113H241L243 111L242 114L246 112L245 114H243L245 116V119L246 118L247 119L251 118L250 120L252 121V117L254 115L253 113H255L254 117L255 116L258 117V112L260 113L259 115H262L261 111L262 112L264 111L263 110L264 109L263 108L264 107V105H263L264 103L261 104L262 102H264V94L263 95L260 94V90L262 91L264 89V85H263L264 84V82H263L264 81V59H263L264 58L263 57V55H264V51H263L264 50V47H263L264 42H262V41H264V37H263L264 36V28L252 33V37H250V35H247ZM258 34H261V35H258ZM217 36L221 37L223 35H220V34L218 35L217 34ZM255 36H256V39H255ZM257 36H261V37H257ZM55 39H56V41H55ZM252 39L253 40L255 39L256 41H258V43H260V42H262V43L258 44L255 40L253 41ZM240 40H241V42H240ZM50 41H53L55 43L54 49L56 51V54L58 56H61L62 60H64L65 58L66 59L70 58L69 61L70 60L71 61H76L74 57H78L79 60H77V62L79 61V65H73V63H71L70 65H68L69 67H67V70H62V71L55 72V73H53V69H51V68L42 67L40 65V60L43 59V53L44 52H48V51H46V47L48 46V43ZM243 41H248V42L244 43ZM238 42H240V43L243 42V44L240 45V43H238ZM254 49H256L257 52ZM261 49H262V51H261ZM212 51L214 52L213 54H215V58H218L216 53H215V51H217V50H215V48H214ZM250 55H251V59H253V60L250 59L251 61H249V59H248V57H250ZM90 58L93 59V60L97 58L96 60H94L96 62H98V61H100L102 59L101 62H103V67H104L105 73L112 72V74H114V77H111L112 78V80H111L112 83L110 81L109 82L105 81V82H101L99 84H96V80H95L96 79V75H95V73L93 71L94 69L91 70L92 67H93L91 65L93 63V60L88 61ZM80 61L82 62L81 64H80ZM85 61L86 62L88 61V63H90L91 61L92 62L90 64H88V63L85 64L86 63ZM96 62H94V64H96ZM246 64H248V65H246ZM80 65H82V66H80ZM84 65L85 66L88 65L89 67L86 66L85 69H82L84 67ZM70 66H72V67H70ZM74 66L76 67V69H72ZM90 66H91V68H90ZM225 66H227L226 69H225ZM18 67L19 68L22 67L23 69H18ZM250 67H251V69L253 68L252 71H255V68H257V71H255L253 73H255L254 75H256L258 77H250V76H254L252 71L251 72L249 71ZM88 68H90V69H88ZM233 68H236L235 69L236 71L233 70ZM246 68L248 70H246ZM78 69H79V71H78ZM71 70H75V71L71 72ZM82 70H84V71L86 70V72L83 73ZM197 70H199L198 72H200V73H198L200 75L199 78L197 76L198 74L195 73V72H197ZM260 70L261 71L263 70L262 71L263 73H261ZM43 71H45V72H43ZM238 71H240V72H238ZM237 72L240 73L241 76L242 75L244 76L242 78H243V80H244V82H245V84L247 86L245 89L241 88V86L237 87V85H236L237 83H239L241 85L240 81L242 79V78H240V80H238L239 79L238 77H241V76ZM75 73H78L80 75H77ZM235 73H237L238 77H236V78H238V79L235 78V76H236ZM248 73H251V74L248 75ZM15 74L16 75L18 74V76L20 75L18 77L19 81H18L17 76ZM62 74H64L63 77L61 76ZM86 74L88 76H86ZM195 74H197V75H195ZM234 74H235V76H234ZM31 75H33V76L31 77ZM69 75H72V77L71 76L70 77L73 79V82L70 81L71 78L69 77ZM92 75H93V77L95 76V79L92 77ZM141 76H142V78H141ZM215 76H214V78H216ZM56 77H58L60 82L62 81V80H60L61 77H62V79L65 77L64 78L65 80L64 79L63 80L66 83L70 82V84L66 85L64 83V81L62 82L64 84H62V83L60 84V82L56 79ZM66 77H68V78H66ZM117 77H119L118 81H117ZM20 78L22 79L21 82H20ZM233 78H235L236 81ZM249 78H251L252 81ZM258 78H259V80L261 79L262 81L260 80L261 81L260 82L259 80H257ZM68 79H70V80L68 81ZM201 79L202 80L206 79V80L201 81ZM225 79H226V81H225ZM188 80H186V84L192 86L191 85L192 81L191 80L188 81ZM214 80L215 79H213V81ZM233 80L236 83L234 85H233ZM237 80L239 82H237ZM94 81H95V83H94ZM116 81H117V83H115ZM139 81H140L141 84L139 83ZM18 82H20V83H18ZM63 85H64V87H63ZM235 85L237 87V90H236V87L234 89H232ZM117 86H118V88H117ZM36 87H37V89H35ZM65 88L67 90H65ZM121 88H122L123 91L121 90ZM251 88H253V89H251ZM112 89L116 90L118 93L115 94L114 93L115 91L113 90L114 91L113 92ZM216 89L214 90L215 94H214L213 91H212V93L214 95L218 96L216 93L221 92V91L218 90V92H217ZM258 89H259V92H258ZM34 90L35 91L37 90L36 92L37 93H41L44 97L47 96L46 97V98H48L47 100L50 101L52 104H55L54 102H56V103H59L60 105L54 106V107H50L49 106L47 109H46L47 106H43V105H47L48 103L47 104H42V105H40V104L36 105L34 102H36V103H38V102L36 100L32 101V98H34V97L31 96V95H33V93L35 95V92H33ZM242 90H245V91H242ZM246 90L251 92V94L249 93L250 95H248V92H246ZM111 91H112V93L115 94V95L113 94L114 97H116V95H117V97H118L117 100H115L114 97L112 95H110ZM97 93L99 94V97L97 96ZM244 93H245V95L247 94V97L244 96ZM248 96L250 98L253 96V98H251V99H254V101H256V103L258 101L260 102V103L258 102V105L256 106V108L258 109V112H257L256 109L253 110V108H254L253 104H252V103H254L253 100L250 99L252 102L250 101L251 103H249V102H248L249 104L247 103V101L249 99L247 100L246 98H249ZM255 96L258 97L259 99L256 98ZM221 97L222 96L217 97V98L218 99L219 98L222 99ZM20 98H21V100H20ZM12 99H14L16 101H18V99H19V101L15 103L14 100H12ZM109 99L111 101L115 100V102H118L119 104L117 106L119 107V109L115 107L116 105L115 106H109L110 105V104H108V103H110ZM260 99H263V101H260ZM232 100H234V101H232ZM235 100L237 101V103L235 102ZM244 100H246V101H244ZM22 101L24 103H26V104L23 105L21 103ZM62 101L65 102V103H63ZM95 101H96L97 104H95ZM90 102H91V104H90ZM18 103H20V106L22 104V106H23L22 107L23 109L21 108L22 110H18L17 109V106H19ZM27 103L29 105L31 104V106L29 107L27 105ZM14 104H16V105H14ZM62 104H64V105L62 106ZM100 104H101V106H100ZM71 105L73 106V108H72ZM262 105H263V107L261 109H259ZM26 106H28V107H26ZM35 106H36V108H35ZM37 106L38 107L40 106L41 109L40 108L37 109ZM41 106H43V107H41ZM102 106L104 108H102ZM251 106H252V108H251ZM31 107H33L34 109L31 108ZM230 107L227 108V109H231L232 110V112H230L231 114H230L229 117L230 118L232 117L234 119L239 117L237 115L238 113H236V111H235V114L237 116L235 114H233L234 113L233 107L232 108H230ZM31 109H33V110H31ZM55 109H57V111ZM189 109H190V111L187 108H185L184 109V113H187V114H191L192 113L193 114V113H195V112H193V110L194 109L197 110L195 106H194V109H193V107H191ZM112 110H113V112L115 114L112 112ZM246 110H248V111H246ZM21 111H23V112H21ZM28 111L30 112V114H29ZM17 112H20V114L18 115ZM41 112H43V113H41ZM116 112H117L118 116L116 115ZM124 112H125V114H123ZM128 112H130L132 114L129 115ZM188 112H190V113H188ZM32 113H33V115H32ZM48 113H49V115H48ZM126 113L128 114L129 117L126 116L127 115ZM247 113L249 115H247ZM11 114H13V115L16 114L17 117H16V115L13 116ZM165 116H166V118H165ZM244 116H241L240 118L243 117L242 119H244ZM131 117L133 118V120L135 119L134 120L135 123H133ZM11 118H13V119H11ZM3 119H4V117L0 118V121H5ZM138 119H139V121H138ZM236 122H238V123H236ZM11 123H12V125H11ZM19 123H20V125H19ZM138 123L139 124H141V123L147 124L148 127L152 128V129H148V127H145L146 125L142 127V125H139ZM156 123H158L157 126H156ZM240 123H241V125H240ZM6 125L9 126V127L7 128ZM213 125H214V127H213ZM158 126H160V127H158ZM165 126L167 128L168 127L171 128V130H169V128L165 129ZM173 127H175V128H173ZM216 127H217V129L219 127H221L222 129L219 128L221 132L219 131V129L217 130ZM230 127H231V129H229ZM263 127L264 126L262 125L260 128L259 127L256 128L257 132H259V133H257L256 131H255L256 133H253L254 131L249 132V134H250L249 138H251L253 140H255L257 137H260V138L262 137L263 138V136H264V128ZM130 129L132 131L134 129V131L130 132ZM227 129H228V131H227ZM124 130H126V131H124ZM128 130H129V132L131 134L130 133H126V132H128ZM155 130H157L159 132L157 133ZM160 130H162V131H160ZM207 130H209V131H207ZM211 130H214V131L216 130L217 133H215V132H213ZM142 131H144V132H142ZM148 132L153 133V134H150V133L148 134ZM161 132L164 133L165 136L162 135ZM209 132H210V134H209ZM146 133L149 136H147ZM251 133H253V134H251ZM143 134H144V136H143ZM154 134L158 135L157 136L158 138ZM195 134L198 135V137ZM202 134L206 135V136H203ZM259 134H262V136L261 135L259 136ZM137 135H138V137H137ZM254 137H256V138L254 139ZM153 138H155L156 140L153 139ZM160 138H163V140L160 139ZM260 138H257L256 140L258 142L260 140L264 141V139L262 140V138L261 139ZM18 139H20V140H22V139L24 140L25 139V140L24 141L22 140V142L19 140L20 143L19 142H17V143L15 142L18 145L19 144L23 145V146L20 145V147L22 146L21 149L16 150L15 146H14L16 144L14 143V141L18 140ZM143 139H146V140H143ZM157 140H158V142H157ZM166 140H168V141H170V143H172V145H171L172 148L170 147V149H168L166 147V149H168V150H166L165 152H168V151L171 152V153L173 152V154L176 157L173 154L171 155L172 157L170 155L168 156V153H167V156H168V158H167L165 155H160V154H162V150L159 151V149H156V147H157L156 145L159 142L162 141L161 144H163L164 142L166 143ZM196 140H198V141L200 140V141L198 142ZM204 140H206V141L204 142ZM23 142H24V144H23ZM25 142H27V143H25ZM147 142H149V143H147ZM155 142H157V144L154 147L152 145L155 144ZM187 142H189V144H186ZM196 142H197L198 146L196 145ZM144 144H145V146H144ZM148 144L149 145L151 144L150 145L151 148H148L149 147ZM185 144L187 145V147H186ZM158 146H160V143L158 144ZM191 146L193 147L192 150L190 148ZM26 147H28V148H26ZM138 147H140L139 148L140 150H142V149H144V150L139 152L138 151L139 150ZM161 147H162V145H161ZM188 147L190 148V151L188 150L189 149ZM24 148L26 150L29 149V151L26 152V150H22ZM130 148L134 149L136 153L135 152L133 153L134 150H132ZM183 148H185V149H183ZM128 149H130V151H128ZM146 149H148V150H146ZM149 149H152V151L149 150ZM19 150L22 151V152L24 151L25 153L19 152ZM175 151H177V152L175 153ZM181 151H186V152L189 151V152L184 154V156L185 155H187V156H185V157L181 156L178 159V161L180 160V162L176 163L177 161L175 162L174 158H177V156L179 154L183 153ZM127 153H130V154L128 156H126ZM177 153H179V154H177ZM151 154L154 155L153 158H152ZM62 155H63V157H62ZM130 155H132V160H133L132 162H131V158L129 157ZM135 155L138 156V159H136L137 157H135ZM156 155H158V156H156ZM56 157H58V159ZM82 157H83V160H82ZM134 157H135V159H133ZM140 158H141L142 162L140 161ZM163 158H165L166 160L163 159ZM145 159H146V161H148V162L144 161L146 164L143 162V160H145ZM156 159H159L160 161L159 160L155 161ZM14 160H19V162H21V160H22V162L19 163V162L14 161ZM87 160L89 161L90 164L88 162H85ZM134 160H136V161L138 160L137 161L138 163H136ZM13 161H14V163H13ZM158 161L161 162V163L162 162H166V161L167 162L166 163H162V164L160 163L161 165L157 166L156 165L157 163L159 165ZM75 162L76 163L79 162V163L76 164ZM82 162L86 163V167L85 168L89 169V170L86 169V171L87 172L90 171L88 173L92 177L84 170L85 169L84 168L85 163L83 165ZM99 162H102V163H99ZM109 162H111V163H109ZM153 162L155 163V165L157 167L154 165ZM26 163L28 165H26ZM80 163H82V164H80ZM133 163H135V164H133ZM139 163H142L141 166H142V168H144V171H142L140 165L137 166ZM150 163H152V164H150ZM167 163H169V165ZM78 164L81 165V166H79ZM88 164L90 166H87ZM113 164H114V166H112ZM163 164H166V165L164 166ZM172 164H174V165H172ZM13 165L15 166V169H13ZM19 165H22V166L19 167ZM76 165L78 167H80V168H78ZM82 165H83V167H82ZM102 165L104 167L108 168V172H106L104 169H102V168H104ZM124 165H126V166H124ZM134 165H136L135 168L133 167ZM108 166L109 167L111 166L113 168H111V167L109 168ZM120 166L122 167V169L124 168L125 171H122ZM146 166H148L150 168H148ZM151 166L153 168H151ZM170 166H174V168L172 169V167H170ZM56 167H57V169H56ZM58 167H60V169ZM116 167L118 169L120 168L121 171L120 170L118 171L116 169L115 170L116 172L114 173V175L116 174V176H117V171H118L119 172L118 174H120L122 176V174L124 172L126 174V175L123 174L124 178L123 177L121 178V176L119 177V175H118V178L115 177V176L111 177L113 175L112 171ZM48 168H50V169H48ZM53 168H55V169H53ZM61 168L63 169V171H61L62 170ZM66 168H69V170H67ZM58 169L60 170L61 173L63 172L62 174H64V175H62L59 172ZM73 169H74L73 174L75 173L76 177H77V174H78L79 180H78V177L76 178V180H74L75 177L73 175H71L72 173L70 174V172L73 171ZM75 169H77V170L80 169V170L76 171ZM100 169H102V173H101V171H99ZM185 169H187V168H184V172L186 171L185 173H187L188 169L187 170H185ZM53 170H55V171L58 170V172L63 176V177L61 176L62 179L64 177H68L67 175H70L69 179L66 180L64 178L66 180L65 181L66 183H64V184L70 183L72 181H74V182L76 181V187H75L76 190L74 188V190L71 192L72 194H73L74 191L77 192L80 189H81V192H82V188H84V185L85 184H89L90 186L87 185V187H85V188H86L87 191H88L89 187L91 188V189H89V192H90L91 196L87 197V196H89V193L87 192L88 194L86 195V192H85L86 190L85 189H84L85 191L82 192L83 195H81L82 193L79 194V195H81L80 197H78V196H76L74 194L73 195L69 194L70 195L69 199H71L70 202L72 203L71 205H73L74 208L72 206H70V207L68 206L69 203H70L69 199H68V201L67 200L66 201L63 200V202H62L63 203L62 205H65L67 203L68 207H66V206L65 207L64 206L61 207L60 206L62 200H60V204L58 203L59 200H58V202L55 200L56 202L55 203L53 202V204H55V205H53L51 203H46L48 200L51 199V196H52L50 194V190H51V188L53 189V187H51V186H55L57 188L56 189V191H57L58 187L60 188L63 185L62 183L64 182L60 178V175L57 174L58 172L57 171H56L57 173L55 171L53 172ZM91 170H93V171L91 172ZM82 171L84 173L86 172L85 174L87 176L89 175V177L86 176L89 179H87L86 177L83 178V176H85V174ZM168 171H169V173H168ZM49 172H51V173H49ZM52 172H53V174L55 173V176L52 175ZM105 172L109 173V174H106ZM110 172H112V174ZM80 173H82V174H80ZM50 174H51V176H53L52 179L50 178L51 177ZM102 174H103L104 177L103 176H99V175H102ZM81 175H83V176H81ZM94 175H97V177H93ZM157 175H154V176H157ZM181 175H183V174L181 173ZM46 176H47V178H46ZM71 176L74 177V178L72 179ZM80 176H81V178H80ZM126 176H127V178H129V177L130 178L127 179V178H125ZM171 176H173V177L171 178ZM57 177H59V180L58 179L55 180ZM90 177H91V180L93 178H96L98 182L97 181H93L94 183L92 181L90 182ZM105 178H107V179H105ZM108 178L111 180L110 182H108L109 181ZM131 178L132 179L134 178V179L131 180ZM178 178H180L181 181H180V179L178 180ZM103 179H105V180L99 182V180H103ZM44 180H45V183L47 182V184H48V185H46V187L50 186V189H48L49 193H47V192L44 193L45 191H47V190L44 191L45 188L43 189V187H44L43 184L45 185V183L43 182ZM49 180L51 181L50 182L51 185L49 183ZM60 180H62L63 182H61ZM93 180H95V179H93ZM124 180L125 181L126 180L129 181V184L125 188H123L125 190L121 189V187H119L117 189L114 188L115 184L120 183V182H122ZM176 180H178V181H176ZM52 182H54L53 185H52ZM81 182H82V184L84 182L82 188L79 187L81 185L80 184ZM104 182L110 183L109 185L106 183V185L108 187L107 186H105V187H107L109 190L111 188H112V190H114L113 193L111 194L112 198L109 197V196L107 197V195H105V192L107 194L108 191H106V188L104 187V185H103V187L105 188L104 189L105 191L103 190V188L101 186L102 184H105ZM157 182H154V184H157ZM161 182H166V183L162 184ZM55 183L58 186H56ZM99 183L100 184L102 183V184L100 185ZM113 183H115V184L113 185ZM176 183L178 184V186H180L179 188H178ZM41 184L43 186V187H41L42 190H40V188H39ZM78 184H80V185H78ZM189 184H190V182H189ZM36 185H39L38 188H37ZM77 185H78V187H77ZM93 185H94V187H93ZM111 185H113V186H111ZM131 185L134 186V187L136 186L137 188H140L141 190L140 189L137 190V188L133 187V189H136L135 190L136 192H135V191L132 190V188H131L132 186ZM161 185L159 187H157V188L160 189L162 187ZM33 186H35L36 187L35 189L38 190V191H36L37 193L35 192V189H34ZM262 186L264 187V185L261 184V188H260L261 190H259V191H258L257 186L253 187V190H254L253 197L255 196V194L260 193V194H258L257 196L254 197L255 200L259 196V199H260L259 201H264V191H263L264 189H262ZM128 187L131 188V190H128ZM173 187H175V191H174ZM78 188H80V189L77 190ZM93 188H95V192H92ZM28 189H29V193H32V198H31L32 201L30 200L31 202L37 204L38 206H39L38 203H40V204L43 203V206H44L45 203H46V205L47 204L48 205L51 204L50 205L51 207H49L50 210L52 209L54 211V213L58 214L59 217H57V219L54 217L56 220L54 218H52V217H49L48 216L49 214L50 215L53 214L52 210H51L52 213H47V212H49L48 211L49 208L47 210H45L48 215H45L44 214L45 212L43 213L44 210L42 208L40 209V207H43L42 205H40V207L37 206L39 208V210H41V211H39L38 208H37V210H38L37 212L39 214L38 213L33 214L35 212H32V211H36L35 210L36 208H34L32 206L34 208V209L32 208L33 209L32 210L31 207H30L31 205L29 203H31V202H29L28 195H31V194H29V193H28V195L26 194L28 192ZM53 190L55 191V188ZM40 191H44L43 193L46 194V196H48L47 194H50L51 195V196H49L50 198L49 197H47L48 199L44 198L46 196L43 193H41V196L44 195V197H43L44 199L41 202V200H39V199H42V197L41 196H39V197L37 196L36 197L37 194L38 195L40 194ZM129 191H131V192H129ZM137 191H138V193H137ZM102 192L104 193V195H101ZM115 192L117 194H115ZM22 193H23V195H27V197L24 196V198L26 197L27 198L26 200L28 202L25 201V199L22 196ZM78 193H77V195H78ZM125 193H127V194H125ZM33 195H34V198L36 197L35 199L33 198ZM113 195H117V199L118 198H120V199L117 200L116 196L114 197ZM75 196L78 197V199L77 198L74 199ZM83 196H85L84 197L85 199L88 198L87 199L88 201L83 199ZM103 197H106V199L103 198ZM90 198L93 199V202H92L93 206L91 205V202H90L91 199ZM110 198H111L112 201L110 200V202H108L109 203L108 204L107 201ZM248 198H249L248 200L250 201L251 200L250 197H248ZM5 199H8V200H5ZM21 199H22V201H21ZM23 199H24V201H23ZM81 199L85 200L84 203H86V204H84L83 202L80 203L82 201ZM98 199L99 200L102 199V200L99 201ZM241 199H242V197H241ZM243 199H246V196H244ZM72 200H74L73 202L76 201L77 202V203L75 202L76 204H78V203L80 205L83 204V209L86 210V211H83L82 208H78V207H81V206L76 205L75 203L72 202ZM79 200H80V202H79ZM103 200H105L106 202L104 201L105 203L102 204ZM259 201H256V202H259ZM22 202H25V203L23 204ZM89 202H90V204H89ZM100 202H101V204H100ZM21 203L24 206H27L26 204L28 203V209L29 210L26 209L27 207L26 208L23 207ZM56 203H58L57 204L58 206L56 205ZM114 203H115V205H114ZM20 204H21V206L24 209L20 207ZM35 204H33V205L35 206ZM97 205H98L97 208L100 209V211H99V209L97 210L99 212V214L95 210V209H97L96 208ZM53 206L54 207L57 206V208H56L57 211L56 212L54 210L55 208H52ZM76 206H78V207L76 208ZM60 207L62 208L61 211H59ZM63 207H64V209H63ZM90 207H92L93 212L95 211L94 215L90 211H89V213H92L90 215H88V213L87 214L85 213V212H87V210H91ZM11 208H12V210H10ZM19 208H21V210ZM75 208H76L77 211L73 212V210ZM123 209H122V212H124ZM6 210H4V211H6ZM18 210H20V212ZM64 210H65V212H67L68 210L70 212L68 211V213H65ZM78 210H80V212H78ZM17 211L21 214V217L19 216V213ZM40 212H42L45 216L43 214H41ZM58 212H61V213H58ZM62 212L65 213V216H64V213L62 214ZM120 212L121 211L118 209L117 210V214L119 213L118 215H120V217H121L122 212L121 213ZM30 213H31V215L33 214V216H34L33 218H31V221L33 219L34 223H36V224H34L33 222L29 221L28 218L26 219V217H28V216H29V219H30V217H32L30 215ZM26 214H27V216L25 217ZM59 214L60 215L62 214L61 215L62 219L60 218ZM125 214L126 213L124 212L123 215H125ZM127 214H128V211H127ZM37 215H39V216L41 215L40 217H42V216L43 217L40 218L38 216V218H39V220H38ZM69 215H70V217H69ZM123 215H122V217H123ZM22 216L25 217V218H23L24 220L21 219ZM52 216H54V214ZM15 217H16V219L19 218L20 220L17 221L15 219ZM77 217H81V218L78 219ZM124 217L126 218L127 216L125 215ZM50 218H52L53 221ZM36 219L38 220V222L36 221ZM27 220L31 223V224L27 223V224H30V227H28V228L26 227V226H28V225H26V222H28ZM46 220H48V219H46ZM19 221H20V223H19ZM22 221H23V223H22ZM138 221L134 220V222H132V224H134V225L137 224L138 225L139 224ZM24 222H25V224H24ZM68 222L66 223L67 226H68ZM237 222H238V225L236 227H234L235 229H238L241 225L250 224L251 221L244 222L239 216H237ZM47 223H48V221H47ZM47 223H45V224L47 225ZM62 223H63V225L60 224V223L59 224L63 226V228H64L63 231H62L61 226L57 225L56 228H57V230L60 233L57 230H56L57 232H55V233H57L56 235H59V236H57L58 239H59V241H58L59 245L56 242L50 243L53 239L56 238L54 236L55 233H48L50 235V238L48 237L49 235L47 237L49 239H52V240L49 241V239H47L48 241L46 240V242H45V239H46L45 235H47V234L46 233L44 234V231H43V228H46L45 227L46 225L44 224L45 226L43 225L44 227L42 229H39V234H40V232H41V234L43 233V236L40 234L41 235L40 237H43L42 240L40 239V242H42V241L44 242V243L42 242L43 243L42 245L39 242L40 244L37 243L36 247H35V244L33 246H31L32 245L31 244L30 246L32 248H30L29 245H27V247L23 248V249L14 248V246H13L12 247L13 250L14 249L15 250L18 249L19 251L17 250L18 252L15 253V254L12 253L9 256H4V259L6 258L7 259L6 261L9 264L10 263L17 264V263H19V260H18L17 256H19L22 252L24 253V255L26 257L28 255L27 258H29V261H28L27 258H25L24 255H22V254L20 255L21 257H24L26 259V261H25V259H23V258L22 259L25 262L28 261V263H30V260L33 261V259L35 258V257L33 258V256H35V254H36V256H38L37 254H39L40 257L43 256L41 258H45V256L47 258H49V257L51 258L52 256H54L56 254L55 251H53V253L51 252L53 250L52 249L53 246H55V245L57 246L58 245L59 247H65L67 245V247H68V245L70 244L69 242H68V244L66 243L69 240L68 238L70 237V235L66 232V227L67 226L65 225L64 221H62ZM229 223L230 222L228 220L221 219L218 222L217 226L214 227V229H218L220 227H222V229H218L219 231H211L212 234L213 233L220 234L219 238H222L225 235H228L229 233H232V230H230V231L228 230L229 229L228 228L229 227ZM37 224H38V226H37ZM49 225H47V226H49ZM23 226L25 227V230H23ZM51 226H53V225H51ZM55 226H56V224H55ZM254 226L256 227V231H257V234H258V241H260V242L258 243L257 246L255 245L256 248L253 249L252 252L247 251V253L243 254L244 257H243V255L242 256L239 255V256H241V258H239V260L244 258V260L242 259L243 260L242 261L243 264H248V262L250 263L251 260H252L251 262H254V260L257 259L256 256L259 257L258 253L260 251H262V249H263V245H264V243H263L264 242V217L261 220L257 221ZM58 227H59V229H58ZM26 229H29V230L26 231ZM46 229H48V228H46ZM34 230L31 229L30 232L32 234H35V233L37 234L38 230L35 233H33ZM49 230H51V229H49ZM23 231H26V232H23ZM39 234H38V236H39ZM52 235L55 238H51ZM3 236H4V238H3ZM209 236L210 235H208V237ZM64 240H65V242H64ZM60 241L64 242V243L62 242L63 245L60 244ZM48 242L50 243L49 245H48ZM228 243L224 245V246H226V247H224V249L217 247L215 255L220 256V255L224 254V252L228 251L227 250L228 247H234L235 248L236 245H233L231 243L228 244ZM5 244H7V246ZM51 244L53 246L50 247ZM4 245H5V248H3ZM16 245H18V244H16ZM40 245L43 246L42 250H40L41 249ZM48 246H49V248H48ZM56 246L53 247V248H56ZM16 247H18V246H16ZM33 248L35 249V251L36 250L37 251L36 252L32 251V250H34ZM25 249L28 250L27 253H26L27 255L25 254V252H26ZM230 250H233V249H230ZM19 252H21V253L19 254ZM42 253H45L46 255L45 254L42 255ZM51 253H52V255H51ZM101 253L102 252H99V254H101ZM2 254H0V257L2 256ZM102 255L105 256V258L106 257L107 258L111 257L110 255H105V253H102ZM13 256H15L16 258H14ZM39 256L36 257V258H38L40 260L41 258H39ZM7 257H9V258H7ZM12 258H14V259H12ZM36 258H35L33 264L36 263L35 261H38V259H36ZM100 258H102V257H100ZM41 261H42V259H41ZM25 262L21 263V261H20V264H23ZM239 262H241V261H239ZM28 263H25V264H28ZM38 264H40V263L38 262ZM261 264H264V261H262Z\"/></svg>",
    "mask_w": 264,
    "mask_h": 264
}]
</instances>
